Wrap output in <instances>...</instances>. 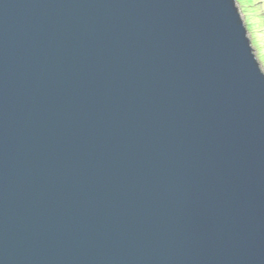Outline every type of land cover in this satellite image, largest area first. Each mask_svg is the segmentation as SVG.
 <instances>
[{
    "label": "water",
    "instance_id": "1",
    "mask_svg": "<svg viewBox=\"0 0 264 264\" xmlns=\"http://www.w3.org/2000/svg\"><path fill=\"white\" fill-rule=\"evenodd\" d=\"M0 264H264L236 0H0Z\"/></svg>",
    "mask_w": 264,
    "mask_h": 264
},
{
    "label": "rangeland",
    "instance_id": "2",
    "mask_svg": "<svg viewBox=\"0 0 264 264\" xmlns=\"http://www.w3.org/2000/svg\"><path fill=\"white\" fill-rule=\"evenodd\" d=\"M237 6L248 28L254 53L264 73V0H238Z\"/></svg>",
    "mask_w": 264,
    "mask_h": 264
},
{
    "label": "clouds",
    "instance_id": "3",
    "mask_svg": "<svg viewBox=\"0 0 264 264\" xmlns=\"http://www.w3.org/2000/svg\"><path fill=\"white\" fill-rule=\"evenodd\" d=\"M237 2H238V0H236V5H237ZM237 8H238V6H237ZM239 10V9H238ZM240 13V12H239ZM241 15V14H240ZM243 20V19H242ZM244 21V20H243ZM245 24V23H244ZM246 26V25H245ZM247 27V26H246ZM247 29V32H248V28H246ZM249 38V37H248ZM254 43H252L251 44V46L253 45ZM253 48V47H252ZM253 50H254V48H253ZM255 54V53H254ZM256 56V55H255ZM257 58V57H256ZM257 61H258V59H257ZM262 70V69H261ZM263 72V71H262Z\"/></svg>",
    "mask_w": 264,
    "mask_h": 264
}]
</instances>
